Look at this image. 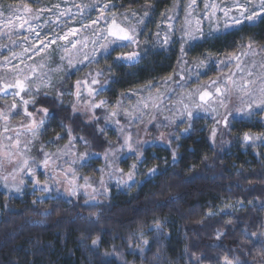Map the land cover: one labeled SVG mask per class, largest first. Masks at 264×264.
I'll return each instance as SVG.
<instances>
[{
	"label": "trees",
	"instance_id": "trees-1",
	"mask_svg": "<svg viewBox=\"0 0 264 264\" xmlns=\"http://www.w3.org/2000/svg\"><path fill=\"white\" fill-rule=\"evenodd\" d=\"M50 1L0 0V5L39 8ZM80 1L87 8L108 5L119 14L147 13L150 21L178 2ZM144 37L142 33L140 39ZM147 39L146 46L138 45L135 50L116 48L83 68L76 78L91 80L104 70L97 77L99 86L104 85L97 100L112 104L128 92L174 75L182 66L179 44L164 48L151 37ZM261 46L264 20L258 19L188 46L184 58L212 60ZM133 51L139 53L138 60L116 61L118 55ZM109 67L110 72L106 71ZM72 79H67L62 97L39 92L29 100L34 102L27 110L31 114L48 110L42 135L46 150L57 151L70 137L76 139L74 152L87 157L77 167L83 176L95 180L105 153L121 142H113L104 130L102 109L95 110L94 122L75 111ZM5 103L0 100V109L8 106ZM245 134L258 139L246 142ZM117 165L123 173L135 166L136 182L124 190L109 184L99 203H90L82 194L72 199L44 198L30 184L17 197L0 189V264H196L197 259L199 264H223L225 255L247 264H264L261 120L233 115L225 127L224 122L218 126L211 118L192 117L175 127L167 147L145 146L140 149L139 161L121 155ZM152 169L158 171L150 175ZM210 212L215 214L209 216ZM156 224L161 225L159 231ZM143 240L149 244L144 245Z\"/></svg>",
	"mask_w": 264,
	"mask_h": 264
},
{
	"label": "rangeland",
	"instance_id": "rangeland-1",
	"mask_svg": "<svg viewBox=\"0 0 264 264\" xmlns=\"http://www.w3.org/2000/svg\"><path fill=\"white\" fill-rule=\"evenodd\" d=\"M254 2L259 5V0ZM235 4L236 0H178L167 13L151 21L147 15L119 14L109 6L104 9L101 3L87 8L80 0H53L39 8L0 5V100H5V107L8 104L0 109V189L9 197H17L27 189L26 184H30L44 198L72 199L82 194L90 203H99V196L108 193L109 184L124 190L136 182L135 166L123 173L117 165L121 155L135 156L139 161L141 148L167 147L175 127L192 117L202 116L222 123L231 113L227 115L228 122L234 115L258 118L264 123V110L258 107L264 101V46L247 47L232 56L212 60L184 58L185 49L201 40H189L181 29H202L207 34L219 28L218 35L239 27L241 25L224 29V10L226 6L234 8ZM25 8L29 11L25 12ZM235 14V11L230 13ZM102 17L109 19L105 22ZM112 18L123 27L136 28L138 45L146 46L148 36L161 47L169 48L177 43L184 51L182 66L174 75L128 92L107 104L104 100H97L99 91L89 95L90 87H100L99 81L93 85L89 79L78 80L76 74L112 52L111 47L108 53L101 49L107 39L99 38ZM10 19L11 24L8 22ZM26 20L28 23H24ZM257 20L244 24H253ZM21 24H24L23 28ZM142 33H145L144 39H140ZM165 37L169 40L167 44L164 43ZM181 37H184L183 42ZM53 40L54 43L51 42ZM120 48L135 50L137 44ZM25 75L30 81L26 88L31 87L32 91L26 90L17 96L19 90L7 88V85L23 79ZM68 78L75 82V111L86 116L88 122H94L97 120L95 110L102 109L105 112L104 130L113 142H121L105 153L95 180L89 175L83 176L77 167L87 157L84 153L77 155L74 152L76 139L70 137L64 147L49 152L52 150H46L42 142L47 115L42 112L29 117L28 110L25 112L27 105L23 101H29L39 92L62 97ZM77 81L83 85L79 89ZM213 81H221L219 86L222 88L226 83L229 89L240 90L239 94L228 91L224 106H219L215 96L211 103L200 101L202 91H215L214 87H205L212 85ZM246 92L251 96L241 100ZM250 100L253 102L251 110L248 108ZM188 112L193 115L188 116ZM40 120H44V124L36 128L35 124ZM126 140L131 144V150L125 144ZM79 142L85 144L82 140ZM46 158L47 167L44 166ZM24 159L29 161L27 166L22 163ZM129 174L132 175L131 180L128 179ZM44 186L50 191H44ZM74 190L76 195L71 194Z\"/></svg>",
	"mask_w": 264,
	"mask_h": 264
},
{
	"label": "snow or ice",
	"instance_id": "snow-or-ice-1",
	"mask_svg": "<svg viewBox=\"0 0 264 264\" xmlns=\"http://www.w3.org/2000/svg\"><path fill=\"white\" fill-rule=\"evenodd\" d=\"M194 2V0H193ZM104 9L108 8V5H103ZM25 12H28L29 9L25 8L24 9ZM233 11H235L237 14L235 15H230V13H232ZM15 15V13H14ZM130 15H134V14H130ZM145 15H147V13H145ZM224 16H225V24H224V29L225 31L230 28V27H234V26H238V25H242L245 22H253L256 19H261L264 20V0H259V5H257L254 0H243V3L240 2V0H236V4L235 7L233 8L232 6H226L225 10H224ZM105 22L108 21V17H102ZM230 21V23H229ZM10 24L12 23L11 19L8 21ZM139 22V21H138ZM24 23H28V21H24ZM93 23H96L95 21ZM30 26V25H29ZM21 28L24 27V24L20 25ZM173 31H175V29H173ZM182 32L185 33V35L188 37L189 40H204V39H212L214 37H216V33L219 31V28H217L215 31L209 32L207 34L203 33L202 29H197L198 31V35H197V31H192L190 29H186V28H182L181 29ZM157 36H159V34L157 33ZM138 33L135 27H123L121 26L120 23H118L117 19L112 18L111 19V23L107 24L106 30L101 32L99 38L100 39H107V43L101 45V49L105 52L108 53L109 52V48L111 47L112 51H115L116 48H120V47H127L128 44H137L138 46ZM67 37H64V39H66ZM181 41H184V37H181ZM52 43H54L55 41H51ZM121 42H127V43H121ZM43 43V42H41ZM164 43L167 44L169 43V40L167 37H165L164 39ZM46 46V45H45ZM73 47H75V44H73ZM39 50V49H38ZM184 51V48L181 47V52ZM110 54V53H109ZM140 58V55L138 52H130L127 54H122V55H118L116 57V61H123V60H127V61H135L138 60ZM103 71L98 72L96 74V76H93L91 78V84L95 85L98 83L97 77L98 76H102L103 75ZM106 71H111V68L109 67L108 69H106ZM231 77H229L230 79ZM30 83L29 78L25 75L23 79H17L15 80L13 83H10L7 85V88H16L19 91L16 92V95L19 96L22 92H25L26 90L28 92H31L32 89L31 87H27L26 85H28ZM221 84V81H213L212 85L209 86H205L207 87H214L215 91H202L199 99L202 102L205 103H211L212 102V97L215 96L216 97V101L218 102L219 106H224L225 104V100L228 99V91H237V94H239L240 90H237L235 88L233 89H229L228 85L225 83L223 88L220 87L219 85ZM77 88L79 89L80 87H82V82L81 81H77ZM244 86H242L243 88ZM104 85H101L99 89H95V88H89V95H92L94 92H98L103 90ZM7 89H5L6 91ZM242 90V89H241ZM79 95V93H78ZM251 96L250 92H246L245 96L241 97V100L245 99L246 97ZM34 101H28V100H24L23 104L26 106L29 103H33ZM101 103H104L103 101ZM261 105H264V101H261ZM261 105H258V107H260V110H264V107H261ZM100 105H93V107H99ZM13 107H15V105H13ZM253 107V102L250 100L248 103V108L249 110H251ZM44 112L45 115L48 114V110L47 109H43L42 110ZM25 112H27V108H25ZM251 114V113H249ZM27 115L29 117H31V113H27ZM112 115H116V113H113ZM188 116H192L193 113L192 112H188L187 113ZM227 115H231V113H228ZM227 115L224 118V126L228 127V119H227ZM219 121H217V125L219 126ZM33 124H35V121H33ZM44 124V120H40L39 124H35V127L38 128L40 125ZM29 130H32V126H29ZM33 134L34 131H33ZM216 136V128H214L212 130V136L210 139L215 138ZM79 139V138H77ZM258 139V137H252L249 136L248 134H245L244 136V140L250 141V140H255ZM11 140V137H10ZM17 144H19V140L17 139ZM125 144L129 147V149L131 150V144L128 143V141H125ZM45 156L47 157V154H45ZM175 158V155H174ZM24 166H27L29 161L27 159H24L22 161ZM34 163V162H33ZM48 165V160L47 158L44 160V166L47 167ZM30 171V169H29ZM157 169H152L150 171V175H153L157 172ZM128 179L131 180L132 179V175L129 174ZM38 183V181H37ZM102 183V181H101ZM85 184L87 185V181L85 182ZM44 191H50V189L47 186H44L43 188ZM72 195H76V191L74 190L72 193ZM215 213H208L209 216L214 215ZM161 229V225L160 224H156L155 226V230L159 231ZM249 235L251 236H255V233H250ZM219 236V233H218ZM98 243L97 240H92V244L96 245ZM143 244L144 245H148L149 241L147 240H143ZM196 264H199V259L196 260ZM223 264H247V262H241L238 258H229V256L225 255L223 258ZM255 264V262H254Z\"/></svg>",
	"mask_w": 264,
	"mask_h": 264
}]
</instances>
